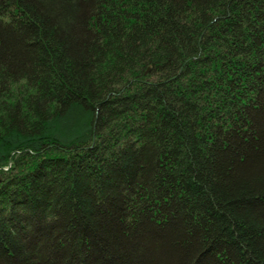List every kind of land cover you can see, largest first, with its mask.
<instances>
[{"label":"trees","instance_id":"1","mask_svg":"<svg viewBox=\"0 0 264 264\" xmlns=\"http://www.w3.org/2000/svg\"><path fill=\"white\" fill-rule=\"evenodd\" d=\"M0 264H264V0H0Z\"/></svg>","mask_w":264,"mask_h":264}]
</instances>
